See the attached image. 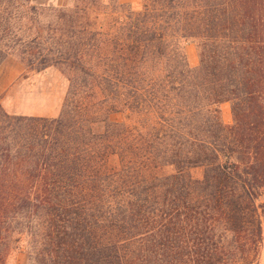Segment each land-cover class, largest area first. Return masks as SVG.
Here are the masks:
<instances>
[{
  "label": "trees",
  "instance_id": "1",
  "mask_svg": "<svg viewBox=\"0 0 264 264\" xmlns=\"http://www.w3.org/2000/svg\"><path fill=\"white\" fill-rule=\"evenodd\" d=\"M12 57L69 85L56 118L0 107V264H258L264 0H0Z\"/></svg>",
  "mask_w": 264,
  "mask_h": 264
},
{
  "label": "rangeland",
  "instance_id": "2",
  "mask_svg": "<svg viewBox=\"0 0 264 264\" xmlns=\"http://www.w3.org/2000/svg\"><path fill=\"white\" fill-rule=\"evenodd\" d=\"M135 2L137 0H122ZM60 0H34L36 5H56ZM190 67L200 63L199 46L194 42L184 45ZM68 80L57 68L44 72L30 71L15 58H10L0 67V107L10 115L56 118L60 115L68 90ZM221 118L225 125L232 124V108L229 103L220 106ZM194 177L200 178L202 170H195ZM264 202V196L258 204ZM6 264H28L24 248L16 250L8 257ZM258 264H264V248Z\"/></svg>",
  "mask_w": 264,
  "mask_h": 264
}]
</instances>
